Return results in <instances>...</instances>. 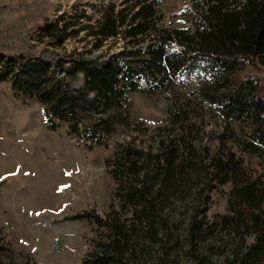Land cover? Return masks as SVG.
I'll return each instance as SVG.
<instances>
[{
  "label": "trees",
  "instance_id": "1",
  "mask_svg": "<svg viewBox=\"0 0 264 264\" xmlns=\"http://www.w3.org/2000/svg\"><path fill=\"white\" fill-rule=\"evenodd\" d=\"M167 1H76L29 34L62 55L0 51V82L87 149L123 131L102 158L114 183L106 211L72 216L94 236L80 264H264V171L241 159L264 161V93L251 76L231 81L249 63L264 69V0H188L181 27L161 23ZM191 79L217 130L180 109L151 128L132 119L133 94ZM218 191L223 211L210 213Z\"/></svg>",
  "mask_w": 264,
  "mask_h": 264
},
{
  "label": "rangeland",
  "instance_id": "2",
  "mask_svg": "<svg viewBox=\"0 0 264 264\" xmlns=\"http://www.w3.org/2000/svg\"><path fill=\"white\" fill-rule=\"evenodd\" d=\"M76 1L101 0H0V51L55 60L64 50L35 45L29 34ZM187 5L188 0H168L161 23L183 26ZM245 76L254 79L258 94L264 93L263 68L249 63L235 71L231 81L236 84ZM197 87L199 81L191 79L164 92L133 94L130 115L151 128L162 124L170 109H180L201 128L217 130L219 120L214 110L192 95ZM24 100L26 104L7 82H0V257L10 264H80L94 236L90 223L72 216L106 211L114 183L102 158L121 140L123 131L118 129L110 136L106 147L87 149L82 140L68 137L63 126L54 130L43 127L41 105L33 99ZM231 125L236 128L235 123ZM212 146L210 142L209 148ZM241 159L246 167L264 171V161L255 156L241 154ZM220 191L214 194L210 213L223 211Z\"/></svg>",
  "mask_w": 264,
  "mask_h": 264
},
{
  "label": "water",
  "instance_id": "3",
  "mask_svg": "<svg viewBox=\"0 0 264 264\" xmlns=\"http://www.w3.org/2000/svg\"><path fill=\"white\" fill-rule=\"evenodd\" d=\"M94 57H95V55H94ZM106 61V60H105ZM105 61H98V62H96V65L97 66H100L101 64H103Z\"/></svg>",
  "mask_w": 264,
  "mask_h": 264
}]
</instances>
